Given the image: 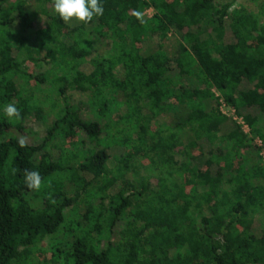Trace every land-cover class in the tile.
<instances>
[{"label": "trees", "instance_id": "1", "mask_svg": "<svg viewBox=\"0 0 264 264\" xmlns=\"http://www.w3.org/2000/svg\"><path fill=\"white\" fill-rule=\"evenodd\" d=\"M242 1L82 23L0 0V264H264V1Z\"/></svg>", "mask_w": 264, "mask_h": 264}, {"label": "clouds", "instance_id": "2", "mask_svg": "<svg viewBox=\"0 0 264 264\" xmlns=\"http://www.w3.org/2000/svg\"><path fill=\"white\" fill-rule=\"evenodd\" d=\"M54 11L65 22L75 20L88 23L94 17L103 15L104 9L99 0H55ZM3 111L9 119L20 118V111L14 104L9 103ZM28 180L30 187H38L40 177L32 172L29 173Z\"/></svg>", "mask_w": 264, "mask_h": 264}, {"label": "rangeland", "instance_id": "3", "mask_svg": "<svg viewBox=\"0 0 264 264\" xmlns=\"http://www.w3.org/2000/svg\"><path fill=\"white\" fill-rule=\"evenodd\" d=\"M263 1H264V0H258L257 2L252 1V0H243L242 2H239L238 5H239V6H240V5H247L249 8H251V10H252L253 13L258 14V8H259L260 4H261ZM29 5L32 7V3H30ZM146 14H147V16L150 17V16L152 15V10L147 11ZM173 42H175V39H173V37H171V38H170V43H169V44H171V46H173ZM42 56H43V55H42ZM47 68H48V65H44L43 67H41V69H36L35 72H38V74H39V73H41V72H44ZM47 87H48V85H45V87H44L43 89L46 90ZM36 94H37V93H36ZM37 95H38V94H37ZM42 95H43V94H42ZM67 96L71 98L72 102H74V101L77 100V99H76L77 97H76L75 95H73L72 92H69ZM54 98H55V97H54ZM61 104H62V103L60 102V105H61ZM44 108H45V109H44L45 113L49 115V113H50V112H49V110H50L49 108H50V107H49V106H45ZM220 110H221V112H222L225 116L231 117V118H233L235 121L238 122L239 119L234 115V111L231 110L230 108L226 107L225 104H222V105H221ZM50 117H51V119H52V116H50ZM163 120H165V118L162 117V119L160 120V122L163 121ZM50 121H51V120H50ZM36 128H37V129L39 130V132L43 135V131L41 130V128H40V127H37V126H36ZM244 132L246 133V132H248V130H247V129H244ZM257 143L259 144L258 141H257ZM141 170H142V169H141ZM141 175H142V176L146 175V172H145V171H141ZM262 228H264V220H263V219H260V218H259V219H256L255 222H254V224H253V228H252V231L254 232V234H258Z\"/></svg>", "mask_w": 264, "mask_h": 264}, {"label": "built area", "instance_id": "4", "mask_svg": "<svg viewBox=\"0 0 264 264\" xmlns=\"http://www.w3.org/2000/svg\"><path fill=\"white\" fill-rule=\"evenodd\" d=\"M239 124H241L243 126V129H247V127L245 126V124L242 122L241 119L238 120Z\"/></svg>", "mask_w": 264, "mask_h": 264}]
</instances>
